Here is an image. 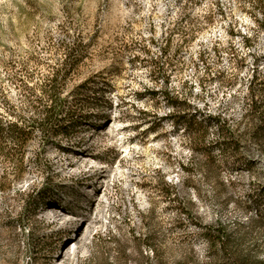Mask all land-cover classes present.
Returning <instances> with one entry per match:
<instances>
[{
  "label": "rangeland",
  "instance_id": "rangeland-1",
  "mask_svg": "<svg viewBox=\"0 0 264 264\" xmlns=\"http://www.w3.org/2000/svg\"><path fill=\"white\" fill-rule=\"evenodd\" d=\"M263 13L264 0H0V112L8 100L37 118L14 77L40 87L62 45L85 54L64 94L85 103L78 131L60 149L34 129L20 177L0 155V264H235L205 227L264 260V145L249 142L250 170L218 151L209 170L164 94L245 129Z\"/></svg>",
  "mask_w": 264,
  "mask_h": 264
},
{
  "label": "trees",
  "instance_id": "trees-1",
  "mask_svg": "<svg viewBox=\"0 0 264 264\" xmlns=\"http://www.w3.org/2000/svg\"><path fill=\"white\" fill-rule=\"evenodd\" d=\"M264 14V13H263ZM64 51L63 66L54 69L52 73L45 78L40 87H35L25 83L22 79L14 77L19 82L23 97L28 108L33 111L37 118L31 121H25L21 113H17L14 106L7 100L5 112H0V155L4 160L13 164L16 176H22L25 171V159L27 156L28 145L33 138L34 129H38L45 140V143L56 144L58 148H63L57 142L60 138H69L73 136L83 124L85 118L77 116L80 107L85 103L75 93L71 100L64 96L65 88L68 83V73L72 72L80 65L85 57L83 47L78 43L72 46L62 45ZM228 83V81H227ZM37 89L39 94H37ZM264 93V76L259 71V67L253 69V74L248 81L247 94V112L245 114V129L242 131L233 130L228 122L220 114L198 117L196 113H184L181 110L186 108L184 102L165 90L164 94L169 100L173 112L171 117L177 124H185V131L191 134L196 145L201 146L208 156L209 170L217 167L214 152L218 151L222 158L228 162L233 160L235 165L245 166L249 170L255 165V161L246 157V152L250 146L249 142H257L264 145V101L256 99L257 95ZM7 117L9 120L5 122ZM215 128L217 141L213 145H206V139L209 130ZM9 134L13 147L6 145V134ZM45 150L38 153L36 159L44 160ZM8 175H3L0 179V188L5 189L8 182ZM209 242L218 246L221 250L228 248L236 249L235 264H264V260L252 257L244 252L240 247L230 242L229 236L225 231L221 234H213L209 227H205ZM238 248V249H237Z\"/></svg>",
  "mask_w": 264,
  "mask_h": 264
}]
</instances>
